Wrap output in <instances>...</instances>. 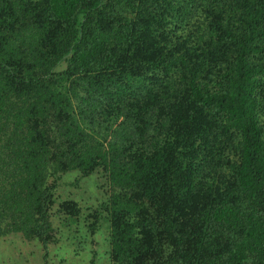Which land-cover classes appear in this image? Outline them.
Here are the masks:
<instances>
[{"label":"trees","instance_id":"obj_1","mask_svg":"<svg viewBox=\"0 0 264 264\" xmlns=\"http://www.w3.org/2000/svg\"><path fill=\"white\" fill-rule=\"evenodd\" d=\"M102 231L88 264H264V0H0V240Z\"/></svg>","mask_w":264,"mask_h":264},{"label":"rangeland","instance_id":"obj_2","mask_svg":"<svg viewBox=\"0 0 264 264\" xmlns=\"http://www.w3.org/2000/svg\"><path fill=\"white\" fill-rule=\"evenodd\" d=\"M75 176H68L67 183L73 181ZM72 190V189H69ZM74 196L81 198L82 203L88 201L89 192L82 187L79 191L74 192ZM98 237V238H97ZM95 243L86 241L81 242L80 248L78 244L72 245L71 242L64 240L59 246H56L51 251L50 264H88L90 258L89 251L96 250L98 253H105L106 250V232L102 231L95 236ZM72 241V240H71ZM73 242V241H72ZM76 248V249H75ZM77 249H80L77 251ZM41 247L37 245H27L22 242H14L12 240H0V264H42ZM79 254H81L79 256ZM100 257V253L98 258ZM97 263V262H96ZM105 263L102 261L101 264Z\"/></svg>","mask_w":264,"mask_h":264}]
</instances>
